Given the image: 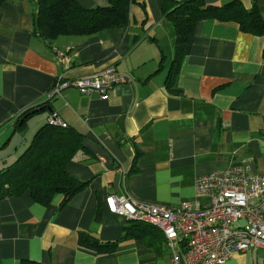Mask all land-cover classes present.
Returning a JSON list of instances; mask_svg holds the SVG:
<instances>
[{"label": "crops", "instance_id": "obj_1", "mask_svg": "<svg viewBox=\"0 0 264 264\" xmlns=\"http://www.w3.org/2000/svg\"><path fill=\"white\" fill-rule=\"evenodd\" d=\"M74 1L86 8L108 4ZM240 1L256 4L264 19V0ZM36 9V0L0 2V158L17 133L6 126L9 118L47 101L51 110L28 121L33 128L38 117L40 127L55 112L84 134L87 155L69 161L66 171L87 184L62 208L61 195L46 206L28 192L0 199V264H170L165 241L154 248L126 239L97 254L77 244L78 233L101 242L121 238L127 218L108 210V195L128 192L172 206L207 202L195 194L198 175L242 163L264 176V36L204 19L172 75L176 32L159 0H135L127 25L54 38L33 33ZM110 65L127 79L106 99L74 87L47 98L57 77L74 79ZM223 264H264V251H237Z\"/></svg>", "mask_w": 264, "mask_h": 264}, {"label": "trees", "instance_id": "obj_2", "mask_svg": "<svg viewBox=\"0 0 264 264\" xmlns=\"http://www.w3.org/2000/svg\"><path fill=\"white\" fill-rule=\"evenodd\" d=\"M159 1L162 15L172 22L176 32L172 75H175L190 50L196 25L204 19L235 22L242 31L264 36V19L254 3L246 7L240 0H230L220 5L206 4L203 0ZM134 2L108 0L106 6L86 8L74 0H36L37 9L32 18L33 33L43 38H54L59 35H88L124 26L129 23L130 6ZM262 55L264 57V48ZM172 75L167 77L168 84L173 79ZM46 102L30 106L9 118L5 124L10 132L23 131L27 121L34 115L32 111L44 112L50 107ZM83 139V133L68 125L58 127L46 122L40 126L23 151L11 163L1 167L0 199L22 196L28 192L35 202L46 206L55 196L61 195L59 208H62L87 184V180L78 179L66 171L69 161L87 155ZM99 218L98 211L95 219ZM132 238L142 239L154 248L164 246L165 241L163 234L152 225L127 219L120 239L101 242L88 232L80 231L77 244L103 254L113 251L119 241ZM25 262L40 264L35 260Z\"/></svg>", "mask_w": 264, "mask_h": 264}, {"label": "built area", "instance_id": "obj_3", "mask_svg": "<svg viewBox=\"0 0 264 264\" xmlns=\"http://www.w3.org/2000/svg\"><path fill=\"white\" fill-rule=\"evenodd\" d=\"M126 76L110 65L99 73L74 79L57 77L48 97L74 87L82 94L108 97L113 86ZM46 122L66 127L60 116L50 112ZM195 194L207 202L181 201L163 205L138 200L128 192L105 198L110 212L155 227L165 239L170 264H223L237 251H264V176L248 164L229 163L223 168L198 175Z\"/></svg>", "mask_w": 264, "mask_h": 264}, {"label": "rangeland", "instance_id": "obj_4", "mask_svg": "<svg viewBox=\"0 0 264 264\" xmlns=\"http://www.w3.org/2000/svg\"><path fill=\"white\" fill-rule=\"evenodd\" d=\"M37 116V115H35ZM38 117H35L33 119L32 124H34L33 128L31 127V122L28 121L29 124L26 125L24 131L17 132L15 136H13L9 146L1 152L3 154L2 158H0V169L3 166H6L7 164L11 163L15 157L19 155L20 152H22L24 145L27 144V142L31 139L32 135L35 133L36 129L39 127V119H36ZM23 145V148H22ZM17 146V147H16ZM16 148L19 149V152H16ZM15 153V154H14ZM3 177V176H2Z\"/></svg>", "mask_w": 264, "mask_h": 264}, {"label": "water", "instance_id": "obj_5", "mask_svg": "<svg viewBox=\"0 0 264 264\" xmlns=\"http://www.w3.org/2000/svg\"><path fill=\"white\" fill-rule=\"evenodd\" d=\"M48 109L51 110L50 108H48ZM38 112H39V110H34V111L31 112V114H36Z\"/></svg>", "mask_w": 264, "mask_h": 264}]
</instances>
